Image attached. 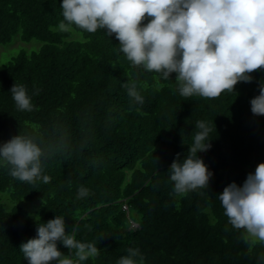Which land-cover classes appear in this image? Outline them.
Wrapping results in <instances>:
<instances>
[{
  "label": "trees",
  "instance_id": "trees-1",
  "mask_svg": "<svg viewBox=\"0 0 264 264\" xmlns=\"http://www.w3.org/2000/svg\"><path fill=\"white\" fill-rule=\"evenodd\" d=\"M62 2L0 0V45L15 36L39 43L0 69V145L33 137L45 150L42 176L50 177L19 181L0 160V264H28L20 246L38 238L37 216L40 223L63 216L70 234L96 245L99 255L79 264H118L129 248L139 249L144 264H264V244L249 250L218 200L264 163V116L250 103L264 70L219 98H184L177 74L164 80L133 67L106 30L62 31ZM133 81L143 104L122 86ZM15 83L26 88L31 112L16 107ZM198 121L212 129L211 148L198 157L213 175L207 189L181 196L169 171L187 156ZM81 187L86 197L79 198ZM57 247L70 255L62 242Z\"/></svg>",
  "mask_w": 264,
  "mask_h": 264
},
{
  "label": "clouds",
  "instance_id": "clouds-1",
  "mask_svg": "<svg viewBox=\"0 0 264 264\" xmlns=\"http://www.w3.org/2000/svg\"><path fill=\"white\" fill-rule=\"evenodd\" d=\"M61 8L67 22L60 23L62 31L72 25L88 33L106 30L119 41L120 51L133 67L158 73L164 80L177 74V90L184 98H219L225 91L235 92L240 82L251 83V74L264 70V0H63ZM122 86L136 103H144L134 81ZM259 91L250 102L251 111L264 116V84ZM11 93L20 111L33 110L23 85L15 83ZM196 129L187 156L180 162L178 155L169 171L174 191L181 196L207 189L213 175L198 157L210 150L211 144L205 141L212 129L204 121H198ZM44 156L45 150L33 137L19 134L0 145V160L22 182L49 183L50 177L42 176ZM87 195L88 190L81 187L79 198ZM218 200L232 227L243 230L249 250L264 244V163L242 187L227 186ZM37 217L38 238L20 246L28 264H79L99 255L95 244L80 242L68 232L63 216L47 223ZM57 242L70 255L59 251ZM118 264H144V256L139 249L129 248Z\"/></svg>",
  "mask_w": 264,
  "mask_h": 264
},
{
  "label": "rangeland",
  "instance_id": "rangeland-1",
  "mask_svg": "<svg viewBox=\"0 0 264 264\" xmlns=\"http://www.w3.org/2000/svg\"><path fill=\"white\" fill-rule=\"evenodd\" d=\"M15 41H18V42L20 41L19 36H15L10 44L0 45V69H2L3 66L8 62V60L11 58V55L17 54L20 50H25L26 52H30L31 50H36L39 46V43L35 40L30 41L28 44L19 42L18 45L14 43ZM2 195L5 196L6 193H3ZM24 203L26 204V203H32V202L22 201L19 204L22 205ZM34 203H36L39 208L40 200H36ZM27 208L30 211L34 209L33 205H29L27 206Z\"/></svg>",
  "mask_w": 264,
  "mask_h": 264
}]
</instances>
